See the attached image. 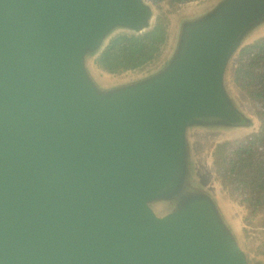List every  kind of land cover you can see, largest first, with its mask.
<instances>
[{
    "label": "water",
    "instance_id": "water-1",
    "mask_svg": "<svg viewBox=\"0 0 264 264\" xmlns=\"http://www.w3.org/2000/svg\"><path fill=\"white\" fill-rule=\"evenodd\" d=\"M154 19L150 0H0V264H264L193 141L253 127L229 72L264 0H217L161 65L99 78L110 39Z\"/></svg>",
    "mask_w": 264,
    "mask_h": 264
},
{
    "label": "trees",
    "instance_id": "trees-1",
    "mask_svg": "<svg viewBox=\"0 0 264 264\" xmlns=\"http://www.w3.org/2000/svg\"><path fill=\"white\" fill-rule=\"evenodd\" d=\"M156 8L153 26L141 33L119 32L94 60L98 69L112 74L140 70L153 64L169 42L170 15L179 3L195 0H150ZM171 3L165 11L163 3ZM154 6V8H155ZM229 80L245 95L237 94L253 119L249 130L216 143L212 161L217 179L229 197L254 221L264 215V27L245 43L229 72ZM254 109L251 113L249 107Z\"/></svg>",
    "mask_w": 264,
    "mask_h": 264
},
{
    "label": "rangeland",
    "instance_id": "rangeland-1",
    "mask_svg": "<svg viewBox=\"0 0 264 264\" xmlns=\"http://www.w3.org/2000/svg\"><path fill=\"white\" fill-rule=\"evenodd\" d=\"M217 0H195L184 3H179L176 7V13L170 15V26H169V42L162 53H160L153 64H150L140 70L129 71L122 74H112L104 72L98 69L95 61L92 62L93 68L96 74L104 81L113 82L118 80L128 79L139 74H143L153 68L164 63L170 53L175 35L177 24L180 18L194 14L196 12L202 11L210 7ZM165 11H170L171 3L165 1L163 4ZM155 6V5H154ZM156 13L160 12V9L155 6ZM231 86L235 93L242 95L238 90L237 86L231 81ZM237 96V95H236ZM245 97V95H242ZM238 97V96H237ZM247 109V105L245 107ZM249 110L254 114V109L249 107ZM245 132H234L231 133V136L237 134H244ZM227 135H211L205 134L202 132H193V141L197 153L198 163L200 169L203 173L208 184L219 194L220 198L226 205V208L231 215L234 223L236 224L243 246L247 249L249 257L252 260L261 259L264 260V215L258 216L254 221L247 218V211L239 205L237 202H234L229 195L223 190L219 180L217 179L216 170L213 166L212 153L217 142L226 138Z\"/></svg>",
    "mask_w": 264,
    "mask_h": 264
}]
</instances>
